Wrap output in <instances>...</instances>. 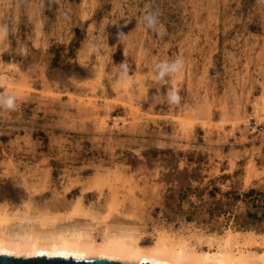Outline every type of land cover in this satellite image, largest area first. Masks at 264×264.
I'll return each mask as SVG.
<instances>
[{
  "label": "rangeland",
  "instance_id": "obj_1",
  "mask_svg": "<svg viewBox=\"0 0 264 264\" xmlns=\"http://www.w3.org/2000/svg\"><path fill=\"white\" fill-rule=\"evenodd\" d=\"M250 189L264 0H0V220L262 241Z\"/></svg>",
  "mask_w": 264,
  "mask_h": 264
},
{
  "label": "bare ground",
  "instance_id": "obj_2",
  "mask_svg": "<svg viewBox=\"0 0 264 264\" xmlns=\"http://www.w3.org/2000/svg\"><path fill=\"white\" fill-rule=\"evenodd\" d=\"M69 222L67 224L70 227ZM18 224L19 229L14 230L8 225L7 218L0 220V249L3 254L34 257L38 256L37 253H45L49 257L106 258L127 263L153 264H264V240H257L252 233L241 237V233L230 232L219 239H205V236L203 239L193 233L196 236V240H193L158 231L159 235L153 244L142 245L135 230L109 226L98 230L93 224L76 219L70 228H59V225L42 221L41 227L44 229L41 231L36 230L39 227L35 229L38 224L33 222L23 223V220H19ZM203 244L208 249H203Z\"/></svg>",
  "mask_w": 264,
  "mask_h": 264
},
{
  "label": "water",
  "instance_id": "obj_3",
  "mask_svg": "<svg viewBox=\"0 0 264 264\" xmlns=\"http://www.w3.org/2000/svg\"><path fill=\"white\" fill-rule=\"evenodd\" d=\"M0 264H153L150 262L127 263L118 260H109L106 258L75 259L73 257L64 258L61 256L49 257L47 255H38L34 257H16L6 254H0Z\"/></svg>",
  "mask_w": 264,
  "mask_h": 264
},
{
  "label": "trees",
  "instance_id": "obj_4",
  "mask_svg": "<svg viewBox=\"0 0 264 264\" xmlns=\"http://www.w3.org/2000/svg\"><path fill=\"white\" fill-rule=\"evenodd\" d=\"M245 196L250 198V203L256 208L254 212H248L247 217L252 220L261 221L264 220V192L256 189H250ZM258 212L262 213V216H258Z\"/></svg>",
  "mask_w": 264,
  "mask_h": 264
},
{
  "label": "snow or ice",
  "instance_id": "obj_5",
  "mask_svg": "<svg viewBox=\"0 0 264 264\" xmlns=\"http://www.w3.org/2000/svg\"><path fill=\"white\" fill-rule=\"evenodd\" d=\"M0 254H3V250L2 249H0ZM37 254L38 255H44L45 253H37ZM56 255H65V253H56Z\"/></svg>",
  "mask_w": 264,
  "mask_h": 264
}]
</instances>
